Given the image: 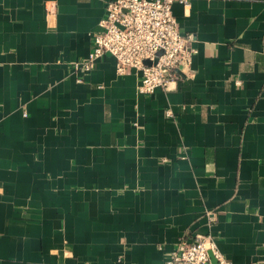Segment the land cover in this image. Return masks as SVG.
<instances>
[{
  "label": "crops",
  "instance_id": "0c3cea01",
  "mask_svg": "<svg viewBox=\"0 0 264 264\" xmlns=\"http://www.w3.org/2000/svg\"><path fill=\"white\" fill-rule=\"evenodd\" d=\"M106 1L0 0V264H264V0L174 3L196 51L150 94L71 68Z\"/></svg>",
  "mask_w": 264,
  "mask_h": 264
},
{
  "label": "built area",
  "instance_id": "2783aa9c",
  "mask_svg": "<svg viewBox=\"0 0 264 264\" xmlns=\"http://www.w3.org/2000/svg\"><path fill=\"white\" fill-rule=\"evenodd\" d=\"M191 1L107 0L98 22L100 32L93 35L86 58L72 62L71 68L90 71L108 53L118 75L137 73L138 93L169 89L177 81L178 69L188 67L196 51L190 46L191 36L180 32L172 5L187 6ZM211 259L216 264H234L219 251L211 235L197 234L179 240L160 264H208Z\"/></svg>",
  "mask_w": 264,
  "mask_h": 264
}]
</instances>
